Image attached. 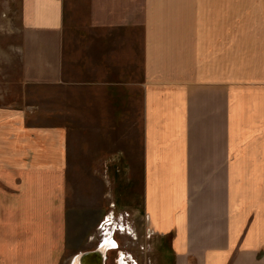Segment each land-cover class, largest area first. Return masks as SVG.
Here are the masks:
<instances>
[{"label": "crops", "instance_id": "crops-1", "mask_svg": "<svg viewBox=\"0 0 264 264\" xmlns=\"http://www.w3.org/2000/svg\"><path fill=\"white\" fill-rule=\"evenodd\" d=\"M67 1L23 0L24 22L61 39ZM89 2L101 25H135L143 8L142 129L128 159L159 264H264V0ZM61 52L54 89L65 84ZM53 98L50 124L27 106L0 109V264L65 257L57 184L70 132Z\"/></svg>", "mask_w": 264, "mask_h": 264}, {"label": "rangeland", "instance_id": "rangeland-1", "mask_svg": "<svg viewBox=\"0 0 264 264\" xmlns=\"http://www.w3.org/2000/svg\"><path fill=\"white\" fill-rule=\"evenodd\" d=\"M89 4L66 2L59 39L24 22L23 0H0V109L27 106L42 124L51 123L56 98L57 110L66 109L67 177L65 186L57 184L65 193L60 202L68 244L61 264L99 246L108 235L102 230L107 217L120 245L108 264H119L123 253L130 264H159L161 242L142 228V185L136 169L131 179L128 159L130 134L138 139L142 129L143 8L138 3L135 25L113 26L96 23ZM60 48L65 84L54 89L49 80L59 70ZM130 226L139 230L137 237Z\"/></svg>", "mask_w": 264, "mask_h": 264}, {"label": "water", "instance_id": "water-1", "mask_svg": "<svg viewBox=\"0 0 264 264\" xmlns=\"http://www.w3.org/2000/svg\"><path fill=\"white\" fill-rule=\"evenodd\" d=\"M76 259L79 264H106L107 248L101 244L94 250L79 253Z\"/></svg>", "mask_w": 264, "mask_h": 264}, {"label": "bare ground", "instance_id": "bare-ground-1", "mask_svg": "<svg viewBox=\"0 0 264 264\" xmlns=\"http://www.w3.org/2000/svg\"><path fill=\"white\" fill-rule=\"evenodd\" d=\"M108 235L100 242L99 245H103L105 248H107V256L108 253L111 251L117 250L119 248L118 242H116L112 238V232L107 233ZM78 255V254H77ZM77 255L73 258L71 264H79L78 260L76 259Z\"/></svg>", "mask_w": 264, "mask_h": 264}, {"label": "built area", "instance_id": "built-area-1", "mask_svg": "<svg viewBox=\"0 0 264 264\" xmlns=\"http://www.w3.org/2000/svg\"><path fill=\"white\" fill-rule=\"evenodd\" d=\"M113 219L107 217V219L105 220V222L102 225V230H103V234L106 236L107 233L110 231V229L112 228V224H113Z\"/></svg>", "mask_w": 264, "mask_h": 264}]
</instances>
